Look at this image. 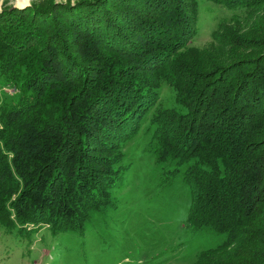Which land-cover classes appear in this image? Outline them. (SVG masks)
<instances>
[{
    "label": "trees",
    "instance_id": "trees-1",
    "mask_svg": "<svg viewBox=\"0 0 264 264\" xmlns=\"http://www.w3.org/2000/svg\"><path fill=\"white\" fill-rule=\"evenodd\" d=\"M207 1L231 11L227 26L257 0ZM196 6L77 0L0 11V77L20 91L15 105L0 106L1 227L82 233L91 211L112 205L110 189L127 169L120 148L165 81L178 107L150 120L149 151L174 163L172 177L182 172L188 227L226 235L199 257L264 264V57L197 76L200 50L188 47ZM18 189L22 202L11 204Z\"/></svg>",
    "mask_w": 264,
    "mask_h": 264
},
{
    "label": "rangeland",
    "instance_id": "rangeland-1",
    "mask_svg": "<svg viewBox=\"0 0 264 264\" xmlns=\"http://www.w3.org/2000/svg\"><path fill=\"white\" fill-rule=\"evenodd\" d=\"M74 1L0 0V11ZM254 6L241 23L225 26L230 10L197 0L196 33L188 43L196 52L200 50L196 56L200 65L197 76L206 78L215 72L220 74L228 65L254 64L257 56L264 57V0H257ZM196 52L185 58L191 60ZM244 71L250 72V68ZM191 74L186 71L185 76ZM158 94V100L141 120L139 131L120 148L122 166L127 169L110 189L112 205L91 211L82 233L53 235L48 226L37 225L26 226V231L18 234L16 229L0 226V264H209L216 259L215 255H199L219 246L226 235L209 228L192 231L188 227L190 193L182 172L172 177L174 163L159 164L149 151L153 128L150 120L159 110L178 107L173 86L161 81ZM19 95L14 84L0 77V106L6 99L15 105ZM19 195L20 189L9 197L10 203H21Z\"/></svg>",
    "mask_w": 264,
    "mask_h": 264
},
{
    "label": "built area",
    "instance_id": "built-area-1",
    "mask_svg": "<svg viewBox=\"0 0 264 264\" xmlns=\"http://www.w3.org/2000/svg\"><path fill=\"white\" fill-rule=\"evenodd\" d=\"M12 96L15 98V97H17V94H16V93H14V94H12Z\"/></svg>",
    "mask_w": 264,
    "mask_h": 264
},
{
    "label": "bare ground",
    "instance_id": "bare-ground-1",
    "mask_svg": "<svg viewBox=\"0 0 264 264\" xmlns=\"http://www.w3.org/2000/svg\"><path fill=\"white\" fill-rule=\"evenodd\" d=\"M24 4L21 5V7H23Z\"/></svg>",
    "mask_w": 264,
    "mask_h": 264
},
{
    "label": "water",
    "instance_id": "water-1",
    "mask_svg": "<svg viewBox=\"0 0 264 264\" xmlns=\"http://www.w3.org/2000/svg\"><path fill=\"white\" fill-rule=\"evenodd\" d=\"M14 8V7H13Z\"/></svg>",
    "mask_w": 264,
    "mask_h": 264
}]
</instances>
